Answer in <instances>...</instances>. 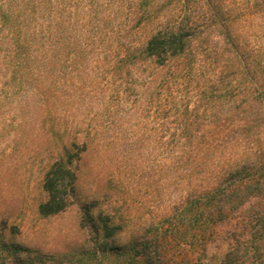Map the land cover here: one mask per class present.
I'll list each match as a JSON object with an SVG mask.
<instances>
[{"label":"trees","instance_id":"trees-1","mask_svg":"<svg viewBox=\"0 0 264 264\" xmlns=\"http://www.w3.org/2000/svg\"><path fill=\"white\" fill-rule=\"evenodd\" d=\"M122 12L147 33L113 46L112 21ZM65 55L144 69L160 174L186 186L174 211L147 229L84 205L90 264L114 256L127 264H264V0H0V103L55 90L37 83ZM74 155L46 172L41 216L68 207Z\"/></svg>","mask_w":264,"mask_h":264},{"label":"rangeland","instance_id":"rangeland-1","mask_svg":"<svg viewBox=\"0 0 264 264\" xmlns=\"http://www.w3.org/2000/svg\"><path fill=\"white\" fill-rule=\"evenodd\" d=\"M129 20L122 12L112 21L119 39L113 46L147 33L131 29ZM92 59L65 55L59 66L44 67L49 75L37 83L55 90L29 88L0 103V264H43L49 257L90 264L91 254L82 252L88 246L80 227L84 205L147 229L174 211L186 188L170 171L160 174L155 96L144 69ZM69 152L76 191L65 211L43 217L38 207L47 198L46 172ZM128 261L114 256L107 264Z\"/></svg>","mask_w":264,"mask_h":264}]
</instances>
